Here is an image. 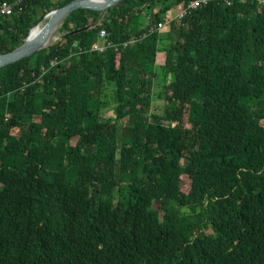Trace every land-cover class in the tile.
Returning <instances> with one entry per match:
<instances>
[{"label":"trees","instance_id":"obj_1","mask_svg":"<svg viewBox=\"0 0 264 264\" xmlns=\"http://www.w3.org/2000/svg\"><path fill=\"white\" fill-rule=\"evenodd\" d=\"M4 1L0 53L71 0ZM189 1L74 10L0 68V264H264V6Z\"/></svg>","mask_w":264,"mask_h":264},{"label":"water","instance_id":"obj_2","mask_svg":"<svg viewBox=\"0 0 264 264\" xmlns=\"http://www.w3.org/2000/svg\"><path fill=\"white\" fill-rule=\"evenodd\" d=\"M121 0H71L66 5L56 8L45 15V17L37 22L33 27L44 23L42 28L36 35H30L24 40V42L6 53H0V68L10 63L16 62L22 58L33 55L37 51L47 47V40L52 30L60 26L62 20L69 15L72 11L80 8H88L93 10H105L110 6H113ZM31 27L30 29H32Z\"/></svg>","mask_w":264,"mask_h":264},{"label":"built area","instance_id":"obj_3","mask_svg":"<svg viewBox=\"0 0 264 264\" xmlns=\"http://www.w3.org/2000/svg\"><path fill=\"white\" fill-rule=\"evenodd\" d=\"M193 1L195 2V5L190 4L187 7L183 8L177 14L179 16L178 18L184 17L185 15H187L189 13V11L195 10L200 5L206 4L208 2V0H193ZM216 1H218V3H221V4L228 6V7H231L233 5L232 0H216ZM253 1L264 6V0H253ZM12 12H13L12 11V4L9 1L2 2L1 6H0V16L1 15H9ZM150 30L154 31L152 28H149V32H150ZM99 36H100V38L98 39L97 44L92 48V50L100 52V51H106L107 48H114L115 49L116 44L107 40V32L105 30H101ZM144 36H145V34H144ZM137 41H139V40L135 39V37H132V38L122 42V44L125 47H127V46H130ZM80 49L81 48L78 47V50H80ZM55 64H56V60H53L50 65L53 66ZM45 69H47V68H45ZM43 70H44V68H43Z\"/></svg>","mask_w":264,"mask_h":264},{"label":"bare ground","instance_id":"obj_4","mask_svg":"<svg viewBox=\"0 0 264 264\" xmlns=\"http://www.w3.org/2000/svg\"><path fill=\"white\" fill-rule=\"evenodd\" d=\"M93 1H97V2H100V1H104V0H93ZM256 3V2H255ZM190 4H193V5H195V2L193 1V0H190L189 2H188V4L187 5H190ZM228 7V6H227ZM178 15H176V16H174V18L173 19H178ZM44 25V23H41V24H39V25H37V26H35V27H33L32 29H30V31H29V34L27 35V37L30 35V33H31V36L33 35H36L38 32H39V30L42 28V26ZM166 26V24L164 23V21H159V22H157V23H152V24H150L149 25V27L150 28H152L154 31H160L162 28H164ZM59 27V26H58ZM57 27V28H58ZM57 28H55V29H53L52 30V32H51V34H49V37H48V40H47V45L48 44H50V39H52V35H53V33H54V31L55 30H57ZM144 34H145V36H149V32H143V34H140V35H133L132 37H135V39H138V40H143L144 38H145V36H144ZM26 37V38H27ZM131 36L130 37H128L126 40H128V39H130V38H132ZM141 37V38H140ZM25 38V39H26ZM24 39V40H25ZM108 40H110L109 38H107ZM24 40H23V42H24ZM22 42V43H23ZM21 43V44H22ZM126 47L123 45V44H121V45H116L115 46V51H120V50H122V49H125ZM43 68L44 67H41V71H40V76H42L44 73H43ZM33 75H35V72H33Z\"/></svg>","mask_w":264,"mask_h":264},{"label":"rangeland","instance_id":"obj_5","mask_svg":"<svg viewBox=\"0 0 264 264\" xmlns=\"http://www.w3.org/2000/svg\"><path fill=\"white\" fill-rule=\"evenodd\" d=\"M56 31H57V30H55L54 33H53V35H52V37H53L55 40L58 38V37L56 36V35H57V34H56ZM131 37H132V36H131ZM54 39H53V40H54ZM53 40L50 39V44H51V42H52ZM135 43H136V42H135ZM135 43H133V44H135ZM121 44H122V43L120 42V43H118V44H116V45H121ZM133 44H132V45H133ZM130 46H131V45H130ZM106 50H107V49H106ZM78 51L81 52V51H83V50L80 49V50H78ZM92 51H93V50H92ZM100 52H104V51H100ZM74 54H75V53H74Z\"/></svg>","mask_w":264,"mask_h":264}]
</instances>
